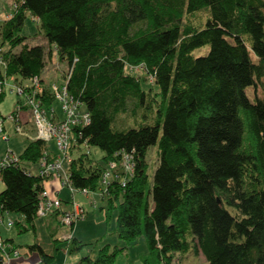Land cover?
<instances>
[{"label": "trees", "instance_id": "trees-1", "mask_svg": "<svg viewBox=\"0 0 264 264\" xmlns=\"http://www.w3.org/2000/svg\"><path fill=\"white\" fill-rule=\"evenodd\" d=\"M201 11L209 12L202 26L182 24ZM27 17L47 53L24 43ZM204 47L206 55L192 56ZM54 50L67 65L68 93L90 115L88 126L72 131L77 141L99 149L105 165L119 160V152L133 159L132 175L115 172L101 191L104 223L116 213L117 241L127 246L141 238L148 251L142 264H172L189 253H200L205 264H264V0H13L9 19L0 24L3 75L39 78L47 108L53 102L42 72ZM140 65L158 91L152 124L114 130L127 101L152 111L145 104L150 88L145 91L142 78L128 71ZM4 98L1 92L0 104ZM150 147L158 160L151 182L145 161ZM44 149L31 141L19 158L35 164ZM70 155L65 167L71 186L99 191L106 166ZM0 177L3 210L22 217L14 221L19 234L33 230L42 179L14 168ZM27 248L42 264H53L37 245ZM124 249L104 245L95 259L81 263L113 264Z\"/></svg>", "mask_w": 264, "mask_h": 264}, {"label": "built area", "instance_id": "built-area-1", "mask_svg": "<svg viewBox=\"0 0 264 264\" xmlns=\"http://www.w3.org/2000/svg\"><path fill=\"white\" fill-rule=\"evenodd\" d=\"M53 57L57 58L56 51H53ZM5 63L0 55V72L3 79L0 80V93L4 92V86L7 81L15 83L10 90L16 94L18 99L14 107V111L7 117H0V138L4 142L9 141V133L6 132L5 124L8 123L11 127V132L14 135L24 137L31 141H39L45 146L39 161L32 164L28 161H22L19 156H14L11 152H7L3 158H0V175L2 171L9 168L19 169L27 177H39L42 179L44 187L45 181L54 177L59 182V188L68 187L71 196V209L68 212H61V201L54 194L50 195L45 189L39 194V204L36 210L37 218H45L48 215L58 213L60 226L67 229L70 228L76 221L82 220L85 216L84 208L75 201V194L82 197H89L90 193L87 190L74 189L70 182L69 176L64 164L68 165L71 161L72 154H85L89 156V146L87 141L78 142L73 130L86 127L90 124V115L85 110L84 105L75 100L67 91L63 81L62 85H48L49 93L53 104L50 108L45 107L41 93L44 84L39 78H29L26 80L14 81L13 78H5L3 71ZM129 72L144 71V66L129 67ZM150 84H153V76L146 78ZM40 95V97H39ZM58 103L61 115L54 110V103ZM29 118V120H28ZM32 125V135L28 134L29 125ZM49 143L54 144L55 152L49 151ZM53 154V160L49 161L50 154ZM119 160L111 161L106 164V170H102L100 178V193L103 197V189L108 186L115 172L122 173L123 176L129 178L133 173V159L130 154L119 152L115 155ZM34 169L35 174L30 171ZM124 185V184H123ZM10 214L3 210L0 205V226L6 229L14 226L12 219L5 218ZM6 216V217H5ZM0 255L2 263L4 260H9L10 257H17L18 251L13 249L9 244L5 243L0 237Z\"/></svg>", "mask_w": 264, "mask_h": 264}, {"label": "rangeland", "instance_id": "rangeland-1", "mask_svg": "<svg viewBox=\"0 0 264 264\" xmlns=\"http://www.w3.org/2000/svg\"><path fill=\"white\" fill-rule=\"evenodd\" d=\"M1 9H3L5 11V13H8L10 11L11 5L8 2V0H0V10ZM207 18H209V12L208 11H201L199 13H196L194 16H185V18L182 20V24H185L188 22L194 26L199 27V26H202V24L205 22V20ZM0 24H1V22H0ZM139 27H140V25L134 26L132 28V32L134 30L138 29ZM37 31L38 30H37L36 23L32 22L31 18L27 17V19L24 23V26H23V30H22V34L26 37V40L24 43L29 47H35V46L44 47V49L46 50V53H47L48 48H47L46 43L43 40V38L41 36H37V37L34 36L37 33ZM19 50H20V48L16 49L15 52H18ZM207 51H208V47H204V48H201L199 50H195L192 53V56L195 58L196 57H202V56L207 54ZM250 58L254 63H256V58L254 57V55L252 53H250ZM66 72H67V65L65 63L61 64L57 61V58L53 57V55L49 57L46 54L45 68L42 72V78L46 84H49V85L55 84L57 86L62 85V83L64 81L63 76H65ZM133 72L134 71H132L130 73L136 75L137 77H140V79L142 78L141 84H142V88L145 91H147L150 88V92L148 93V95L146 97L145 104H150V106L152 107V111L149 113L143 112L142 109H136L135 108V102L134 101H127L124 112L119 114L115 118V120L112 124V128L114 130H125L127 128H137L140 124H149L150 125V124H152V119H153V116L155 115L154 112L157 109V104L154 102V100L159 101V98L156 96V94L158 92L157 88L153 84H150L146 78H144V75H142L141 71H138L136 73H133ZM14 85H15L14 82L7 81L6 85L4 86L5 98H4L3 102L0 104V117L1 118H7L14 111V107H15V104H16L17 99H18L17 95L13 94L10 91L12 89V86H14ZM244 92H245V95L248 98V100L251 103H253L254 102V95H255L253 88L248 87L245 89ZM256 94H257V96H260V94H261L259 87L256 88ZM54 110L57 112V114L61 115L59 104L56 102L54 103ZM28 120H29V118H28ZM5 127H6V132L9 133V141L4 142L0 138V158H3L7 152H11L14 156L18 157L24 151L26 145L29 143V140L24 138V137H20V136L12 134L11 127L8 123L5 124ZM31 127H32V125L30 123L29 129ZM32 131L33 130L30 129V131H28V134L32 135ZM47 146H48L49 151L55 152V148H54L53 143H49V145H47ZM89 153H90L89 156L95 161L94 162L95 166L98 165L100 168H103L106 166L101 160L103 154L99 149L94 148V147H89ZM145 161L148 165L147 175L149 177V182H151L153 172L156 169L157 162H158L156 147H150L148 149V151L146 153ZM64 166H66V164H64ZM30 172L32 174L36 173V171L34 169H31ZM51 181H56V179L54 177H52V178L46 180L45 184H44L45 190L47 187V183L51 182ZM56 182H57L56 185L59 188V182L58 181H56ZM64 188H59V190H62L60 193V199L62 200V202L65 201L68 204V202L70 201L69 200L68 187H64ZM4 189H5V183L2 179V177H0V194L2 191H4ZM46 191L50 195H54V194H51L48 190H46ZM92 196H95L97 203L98 202L100 203L101 198H103L101 196L100 191H96L95 193H90L89 197H92ZM74 197H75L76 201H79V197H82V196L75 194ZM63 205L66 208L68 207L67 210L70 211V209H71L70 205L69 206L68 205L66 206L65 204H63ZM98 213H99V211H94L93 209H91L88 213L85 214V216L82 220L76 221L74 223L75 224L74 231L77 230L78 234L82 235V237H81L82 241H88V240H90V238H92V236H94L95 234L98 233L97 221L100 220ZM115 214H116L115 212L112 213L108 225H106L103 222L101 225H99V228L101 227V230H104V231L108 230L111 233V229H113L114 225H115ZM8 218L12 219L13 221H18V219L20 220L21 216L17 215V214H10L9 216H7L5 218V220H7ZM41 223H42L41 218L35 219V224L37 225L39 230H40V228L43 227ZM61 228L65 229L63 227H61ZM1 229H4V231L12 233L15 236V239H18V241H19L18 244H20V246H22L25 242H30L28 240L31 239V237H33L32 231L19 234L17 232L15 226H13L12 228H9V229H6L5 227L0 226V230ZM41 237L42 236L39 233L40 240H42ZM112 237H113V239H115L113 235L105 234L102 244L108 242V240L110 238L112 239ZM139 239H141V238H139ZM185 257H188V254L185 255ZM189 257L192 260L188 261L187 260L188 258H185L184 260H182L180 263H177V264H202L203 263L200 258H195V256H193V255L189 256Z\"/></svg>", "mask_w": 264, "mask_h": 264}, {"label": "crops", "instance_id": "crops-1", "mask_svg": "<svg viewBox=\"0 0 264 264\" xmlns=\"http://www.w3.org/2000/svg\"><path fill=\"white\" fill-rule=\"evenodd\" d=\"M8 2L11 5V9L8 13H5L3 9L0 10V22L9 19L12 13L13 0H8ZM56 183V181L48 182L46 190H48L51 194H55L59 197V200L61 201L60 211L68 212V207L66 208L63 204H65L66 206H71V196L69 189L68 192L70 201L68 200L69 202L67 204L65 201L62 202V200L60 199V193L62 190H59ZM76 202L84 208L85 214L88 213L91 209H93L94 211H99L98 216L100 217V220L97 221L98 233L92 236L90 240L82 241V235L78 234L77 230L74 231L75 224L71 228L62 229L59 224L58 214L55 213L52 215H48L45 218H41V224L43 227L40 228V230L38 229L34 221V229L30 230L33 233V237L28 240L30 242H25L22 246L18 244V239H15V236L12 233L1 229V239L3 241L11 240L13 247L18 251V256L10 257L8 261L3 259L2 263L0 262V264H42L39 253L35 250H28L27 247L32 245H37L44 254L53 257V264H83L81 263V259L83 257L95 259L97 256V251L104 245H108L110 248L114 246H117L119 248L125 247L124 251L117 256L113 264H142L143 260L146 259L148 254L147 248L144 245L142 239H137L135 242L125 246L122 242L117 241L114 236L115 239H113L112 237V239L110 238L108 242L102 244L105 234L113 235V229H111L110 233L108 230L104 231L101 230V227L99 228V225L104 222L103 215L106 205L104 198H101V202L97 203L95 196L79 197V201ZM22 220L23 219L21 217L20 221ZM39 233L42 236V240H40L39 238ZM189 256H192V254L189 253L188 257H185V255L175 256L172 264L180 263L185 258H188V261L192 260ZM195 258H200L203 262L202 264L205 263V260L200 253L196 255ZM1 259L2 256L0 255V260Z\"/></svg>", "mask_w": 264, "mask_h": 264}]
</instances>
